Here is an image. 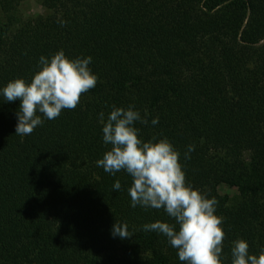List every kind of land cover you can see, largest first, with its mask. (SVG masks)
Returning a JSON list of instances; mask_svg holds the SVG:
<instances>
[{
    "label": "trees",
    "instance_id": "obj_1",
    "mask_svg": "<svg viewBox=\"0 0 264 264\" xmlns=\"http://www.w3.org/2000/svg\"><path fill=\"white\" fill-rule=\"evenodd\" d=\"M42 2L50 14L22 22L11 35L0 88L30 81L39 58L59 50L73 59L91 56L98 82L75 109L45 119L28 136L15 134L20 101L0 96V264H181L165 236L143 229L174 221L162 209L131 207V178L96 165L110 149L98 116L107 118L113 105L147 112L148 124H135L142 139L167 138L194 188L210 198L222 183L246 193L233 209L217 206L226 233L222 261L231 264L237 239L259 255L264 0ZM7 34L0 23V50ZM189 145L195 148L185 159ZM243 154L249 165L237 171ZM117 221L133 236L113 237Z\"/></svg>",
    "mask_w": 264,
    "mask_h": 264
},
{
    "label": "clouds",
    "instance_id": "obj_2",
    "mask_svg": "<svg viewBox=\"0 0 264 264\" xmlns=\"http://www.w3.org/2000/svg\"><path fill=\"white\" fill-rule=\"evenodd\" d=\"M64 23L61 21L62 26ZM91 62V56L73 59L59 50L50 58H39V70L30 81L16 78L0 88L4 102L20 101L15 134L31 135L45 119L55 120L62 111L75 109L82 96L98 82L89 67ZM146 116V111L142 116L134 105L126 109L113 105L107 118L104 112L99 113L102 140L110 149L96 161L97 167L112 175L123 171L131 178L127 189L131 207L162 209L174 221L157 220L143 225V229L165 236L177 251L181 264H223L226 233L222 226L224 218L216 214L218 201L187 182L180 153L167 138L142 139L135 124L147 125ZM151 123L156 125L158 118ZM194 148V145L188 146L185 159H190ZM121 188V182L116 180L113 190ZM112 235L125 239L133 233L126 223L117 221ZM231 257V264H264V248L259 255L250 254L248 242L237 239L233 242Z\"/></svg>",
    "mask_w": 264,
    "mask_h": 264
},
{
    "label": "rangeland",
    "instance_id": "obj_3",
    "mask_svg": "<svg viewBox=\"0 0 264 264\" xmlns=\"http://www.w3.org/2000/svg\"><path fill=\"white\" fill-rule=\"evenodd\" d=\"M50 11L43 5L42 0H2L0 3V23L8 26V34L5 36L0 50V62L6 60V52L9 48L11 35L15 32L22 22L39 16H47ZM264 45V40L260 41L258 46ZM247 155L238 157L240 164L237 165V171L249 165ZM93 179H98L94 174ZM215 193V194H214ZM217 197L219 207L223 210L233 209V205L242 203L243 195L239 186H230L227 183L218 185L213 192ZM243 194V195H242ZM211 197V198H212Z\"/></svg>",
    "mask_w": 264,
    "mask_h": 264
}]
</instances>
